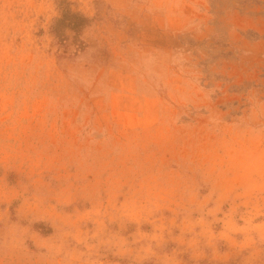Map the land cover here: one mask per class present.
<instances>
[{
  "label": "rangeland",
  "instance_id": "374dc122",
  "mask_svg": "<svg viewBox=\"0 0 264 264\" xmlns=\"http://www.w3.org/2000/svg\"><path fill=\"white\" fill-rule=\"evenodd\" d=\"M0 264H264V0H0Z\"/></svg>",
  "mask_w": 264,
  "mask_h": 264
}]
</instances>
